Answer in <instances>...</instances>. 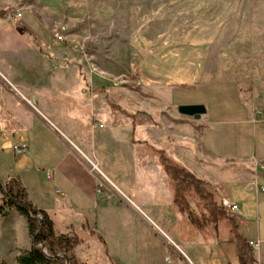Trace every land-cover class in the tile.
I'll return each mask as SVG.
<instances>
[{
  "label": "crops",
  "instance_id": "obj_1",
  "mask_svg": "<svg viewBox=\"0 0 264 264\" xmlns=\"http://www.w3.org/2000/svg\"><path fill=\"white\" fill-rule=\"evenodd\" d=\"M9 2L0 0V135L5 142L10 139L12 146L26 143L27 149L18 154L13 151L14 166L4 180L20 178L28 199L52 217L56 234L81 237L83 242L74 249L80 262L236 264L228 250H224L225 260L219 259L213 251L215 242L206 243L201 236L187 242L176 233L174 240L166 233L164 228H173L177 220L171 209V189H160L168 196L162 201L158 195L156 200L152 196L142 199L129 184L127 192L121 190L122 197L98 191L97 177L87 161L93 162V157L98 163L103 161L102 149H96L106 146L108 136L102 131L104 125L88 136L89 130L75 120L85 106L90 107L91 120L96 114L108 115L101 106L107 94L74 57L70 45L53 38V20L61 14L51 8V0H34L30 8H20V17H14L19 8ZM25 10L32 13L33 25L23 20ZM64 14L69 18L68 12ZM212 84L231 90L230 107L209 100H173L178 89L170 85L171 107L177 110L181 103H202L206 108L196 119L200 122L196 136L189 135L193 139L185 141L192 149V163L186 167L209 181L221 197L237 204L238 231L247 242L257 244L252 249L254 264H264V109L243 101L233 80H213ZM142 110L139 123L133 117L128 122L133 134L148 131L153 121ZM150 139L143 137L141 143L167 152ZM138 141L130 140L132 145ZM163 178H167L164 172ZM90 231L103 238L105 252ZM22 237L28 245L17 253L28 249L32 239L25 216L14 208L6 209L0 215V239L13 238L18 243ZM169 239L178 243L180 251Z\"/></svg>",
  "mask_w": 264,
  "mask_h": 264
},
{
  "label": "rangeland",
  "instance_id": "obj_2",
  "mask_svg": "<svg viewBox=\"0 0 264 264\" xmlns=\"http://www.w3.org/2000/svg\"><path fill=\"white\" fill-rule=\"evenodd\" d=\"M9 1L19 8L16 13L34 4ZM49 5L61 14L53 20V38L58 41L55 31L64 34L74 57L107 94L101 106L109 116L96 114L91 120L90 107L85 106L75 120L89 130L88 136L104 125L107 144L96 145L97 152L104 151H99L103 161H87L103 194L122 197L129 184L144 200L168 198L160 189H171L170 181L163 178L150 146L141 143L143 137L154 138L155 145L184 166L192 163V149L185 141L196 136L200 122L179 116L170 106V85L178 89L173 100H209L230 107L231 90L212 81L233 80L243 101L264 109V0H51ZM30 14L25 10L22 18L33 25ZM142 109L153 121L148 131L133 134L128 122L133 117L139 123ZM132 137L139 141L132 145ZM14 157L10 139L5 142L0 135L1 181L13 168ZM194 213L199 219L204 216ZM164 230L174 240V233L187 242L202 236L182 214H177L173 228ZM20 240L0 239V264H16L18 248L28 245L25 238Z\"/></svg>",
  "mask_w": 264,
  "mask_h": 264
},
{
  "label": "trees",
  "instance_id": "obj_3",
  "mask_svg": "<svg viewBox=\"0 0 264 264\" xmlns=\"http://www.w3.org/2000/svg\"><path fill=\"white\" fill-rule=\"evenodd\" d=\"M149 146L170 181L172 214L185 215L196 233L202 234L204 242H215L213 251L218 254L219 259L225 260L224 250H228L236 264H254L252 249L239 233L234 217L224 210L222 197L211 183L167 155L165 150ZM0 194V215L6 213V208H14L23 214L33 241L29 249L21 250L16 256V264H91L79 262L76 258L74 249L83 242L81 237L56 234L52 217L28 199L26 188L18 176L0 180ZM197 210L204 215L201 219L195 216L194 212ZM203 229L206 231H202ZM90 234L96 237L105 252L103 238L93 231Z\"/></svg>",
  "mask_w": 264,
  "mask_h": 264
},
{
  "label": "built area",
  "instance_id": "obj_4",
  "mask_svg": "<svg viewBox=\"0 0 264 264\" xmlns=\"http://www.w3.org/2000/svg\"><path fill=\"white\" fill-rule=\"evenodd\" d=\"M14 17H20V13H14ZM54 36L55 38L60 41V42H64V41H67L66 37L64 36V34L58 32V31H55L54 32ZM101 126V124H100ZM12 149L14 151L15 154H18V153H21V152H24L26 151L27 149V145L26 143L24 142H20V143H17V144H14L12 146ZM93 167L95 168V165H93ZM97 168V167H96ZM90 171L92 172V169H90ZM101 186V185H99ZM99 192L100 191V188L98 190ZM262 191H264V188H262ZM221 203H222V206L224 208V210L232 217H234L237 213H238V206L237 204L233 203L232 201L229 200L228 197H222L221 198ZM170 240V239H169ZM169 243H171L172 245L176 246V248L178 249V246L176 244H174L171 240L169 241ZM249 246L251 249L253 248H256L257 247V244L256 243H253V242H248ZM179 250V249H178ZM180 251V250H179ZM170 264V263H169Z\"/></svg>",
  "mask_w": 264,
  "mask_h": 264
},
{
  "label": "water",
  "instance_id": "obj_5",
  "mask_svg": "<svg viewBox=\"0 0 264 264\" xmlns=\"http://www.w3.org/2000/svg\"><path fill=\"white\" fill-rule=\"evenodd\" d=\"M34 102H36L35 99ZM177 112L184 116L199 119L201 115L206 113V108L202 103L180 104L177 106Z\"/></svg>",
  "mask_w": 264,
  "mask_h": 264
}]
</instances>
